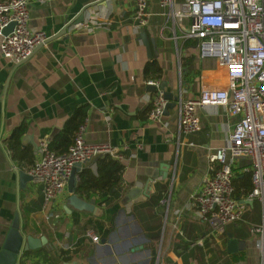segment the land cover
Returning a JSON list of instances; mask_svg holds the SVG:
<instances>
[{"label":"crops","instance_id":"obj_1","mask_svg":"<svg viewBox=\"0 0 264 264\" xmlns=\"http://www.w3.org/2000/svg\"><path fill=\"white\" fill-rule=\"evenodd\" d=\"M29 11L30 30L51 39L20 64L0 52V251L18 212L24 233L45 240L20 264H264L254 231L263 225L259 201L246 204L247 223L242 219L216 234L198 220L192 200L209 174L210 156L226 145L237 119L223 107H199L200 131L179 134L175 107L161 123L149 122L157 91H147L144 72L152 62L163 69L166 92L184 99L227 85L217 60L200 59L196 45L187 44L193 41L180 39L170 9L148 0V25L139 31L135 0H31ZM82 14L83 23L96 19L104 28H79ZM142 30L155 41L157 57L151 45L149 58ZM81 108L87 143L116 151L122 182L104 201L77 195L79 173L95 170L91 162L77 168L73 186L70 181L47 202L33 181L22 187L19 172L28 171L7 142L25 127L21 148L37 161L40 144L49 145ZM249 167L241 159L235 169ZM232 240L237 248L230 252Z\"/></svg>","mask_w":264,"mask_h":264},{"label":"built area","instance_id":"obj_2","mask_svg":"<svg viewBox=\"0 0 264 264\" xmlns=\"http://www.w3.org/2000/svg\"><path fill=\"white\" fill-rule=\"evenodd\" d=\"M30 3L31 0H0V52L13 64L26 61L51 39L42 31L30 30ZM159 3L170 9V17L182 31L180 39L195 41L199 58L217 60L227 74V85L204 88L194 99H184L180 94L176 102L179 134L200 131L196 115L199 107H223L237 119L226 145L210 156L209 174L192 197L198 220L213 233L223 234L227 226L243 219L247 203L242 201L257 200L264 211V0H159ZM149 18L148 0H135L134 30L146 27ZM11 24H14L12 32L3 36L2 31ZM77 26L89 33L104 28L96 19ZM148 85L157 88L149 122L161 123L167 104L159 89L161 82ZM86 131L85 123L63 155L51 151L46 142L40 144L38 159L28 175L42 187L47 202L64 193L78 167L103 155L121 159L109 145L88 144ZM241 159L249 162L250 167L244 172L252 175L253 191L248 198L238 201L233 180L236 163ZM254 231L259 234V247L264 253V223ZM89 236L94 243L100 242L98 236Z\"/></svg>","mask_w":264,"mask_h":264},{"label":"trees","instance_id":"obj_3","mask_svg":"<svg viewBox=\"0 0 264 264\" xmlns=\"http://www.w3.org/2000/svg\"><path fill=\"white\" fill-rule=\"evenodd\" d=\"M187 44L193 46L196 45V42H188ZM144 75L148 83L161 82L164 78L163 69L158 62L148 64L145 68ZM86 118L87 112L85 108L77 110L67 122L63 131L49 142L50 150L59 155L66 154L74 144L77 132L85 123ZM25 133V127L17 128L7 144L8 148L14 154V160L19 163L21 168L29 171L34 167L36 159L32 150H23L21 148V139ZM92 163L95 170L84 169L79 173V181L75 188L76 194L86 198H92L94 195H98L103 201L107 200V197L115 196L124 173V166L121 161L113 156L103 155L96 158ZM234 172V196L238 201H242L248 198L253 191L252 175L249 172L241 173L237 169H234Z\"/></svg>","mask_w":264,"mask_h":264},{"label":"water","instance_id":"obj_4","mask_svg":"<svg viewBox=\"0 0 264 264\" xmlns=\"http://www.w3.org/2000/svg\"><path fill=\"white\" fill-rule=\"evenodd\" d=\"M83 20L84 17L82 14L81 20L78 22V24L83 23ZM13 28H14V24L9 25L7 28H5L2 31V35L7 36L9 33L12 32ZM139 39L144 42V45L148 50L149 58L151 59L153 57L151 51V45L153 46L154 55L157 57L155 41L152 40L150 42L147 39L145 30L141 31ZM159 89L161 92H163L164 100L167 102L164 111V115L167 116L170 110L175 109L176 102L178 101L179 96H175L172 93L166 92L165 82L161 83ZM147 91L150 93H155L157 91V88L154 86H148ZM76 171L70 180L71 181L70 186H73L76 182L75 181V174H77ZM19 176L22 187L24 184L32 181V178L23 171L19 172ZM242 203H249V202L242 201ZM44 243H45L44 239H36L31 236H27L24 233L21 226V219L19 213L17 212L13 224L9 229L5 242L0 251V264H20L22 257L25 253L40 248ZM228 247L230 252L235 250L237 248V242L232 240L231 242H229Z\"/></svg>","mask_w":264,"mask_h":264},{"label":"rangeland","instance_id":"obj_5","mask_svg":"<svg viewBox=\"0 0 264 264\" xmlns=\"http://www.w3.org/2000/svg\"><path fill=\"white\" fill-rule=\"evenodd\" d=\"M257 200H255V202H256ZM257 204V203H256ZM247 212L248 211H246V209H245V215H244V218H243V222L244 223H247ZM261 220H262V223H264V211H263V209L261 210Z\"/></svg>","mask_w":264,"mask_h":264}]
</instances>
